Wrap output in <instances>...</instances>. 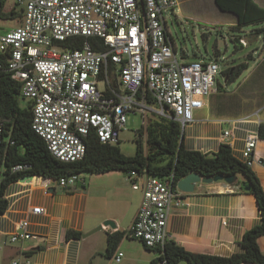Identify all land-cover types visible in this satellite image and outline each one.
Wrapping results in <instances>:
<instances>
[{
	"label": "built area",
	"instance_id": "1",
	"mask_svg": "<svg viewBox=\"0 0 264 264\" xmlns=\"http://www.w3.org/2000/svg\"><path fill=\"white\" fill-rule=\"evenodd\" d=\"M15 4L23 9V18L20 26L0 35V69L19 84L21 97L31 105L32 129L61 162L82 160L85 140L92 134L102 144H118L129 114H141L144 124L148 115L174 120L184 133L216 89L217 62H185L178 57L166 14L175 11L179 0H17ZM90 39H97L100 48H94ZM246 121L230 123L222 134L226 145L233 146L235 130ZM7 122L0 118V194L6 179L29 170L27 164H9L16 141ZM259 139L258 132H248L241 150L248 167H264V150L256 151ZM126 175L143 198L125 237L163 250L169 242L171 211L183 205L174 174ZM32 179L40 180L45 194L84 182L82 174ZM46 214L42 206L28 208L9 242L39 239L30 231V217ZM123 257L117 252L114 261L120 263Z\"/></svg>",
	"mask_w": 264,
	"mask_h": 264
},
{
	"label": "crops",
	"instance_id": "2",
	"mask_svg": "<svg viewBox=\"0 0 264 264\" xmlns=\"http://www.w3.org/2000/svg\"><path fill=\"white\" fill-rule=\"evenodd\" d=\"M263 2L257 3L262 6ZM253 70V77L239 83L235 94L228 96L215 89L206 106L196 111V122L182 138L186 150L213 157L226 145L222 134L231 128L230 123L247 119L240 130H235L236 140L230 146L234 156L243 161L241 150L248 132H258L259 124L264 122V111H260L256 100L263 93L264 61ZM263 150L264 140L259 139L256 151L262 154ZM250 168L264 191V167L254 164ZM34 180L20 179L5 191L8 208L0 214V264L14 260L23 264L159 263L162 249H149L137 239L124 236L115 248L108 247L109 235L125 233L132 227L143 198L140 190H133L125 172L91 174L74 188L55 187L49 194L43 191L40 180ZM243 184L245 178L238 175L233 185L200 182L193 193L182 192L183 205L173 208L168 220L169 241L197 254L231 257L242 253L244 234L261 223L257 200ZM34 206H42L47 212L45 216L30 217V231L39 239L10 243L16 224ZM108 220L115 226H105ZM69 231L80 233L81 238L67 239ZM258 245L264 253V235L258 238ZM117 252L124 254L120 263L114 261Z\"/></svg>",
	"mask_w": 264,
	"mask_h": 264
},
{
	"label": "trees",
	"instance_id": "3",
	"mask_svg": "<svg viewBox=\"0 0 264 264\" xmlns=\"http://www.w3.org/2000/svg\"><path fill=\"white\" fill-rule=\"evenodd\" d=\"M7 1L0 0V20L22 19L23 9H19V5L14 4L11 9L6 10ZM215 4L220 11L236 17L237 29L243 26H255L252 34L264 39V7L255 0H215ZM238 39L242 40V37ZM90 42L94 48H100L97 39H90ZM247 69L248 64H242L224 71L225 83L235 82ZM114 82L117 86L116 80ZM217 84L219 90H222L219 82ZM22 99L19 84L11 79L6 69H0V118L8 121L6 128L12 131V136L16 141V145L10 149L9 164L29 166L27 173L5 180L0 194V214L8 208V201L4 197L6 189L26 175L59 179L72 174H105L113 171L143 173L145 171L148 175L160 177L174 174V185L190 173H198L206 178L242 175L250 187L247 192L255 196L261 213V223L243 236L241 242L243 252L231 257H217L191 253L175 242L169 241L163 250H160L162 255L159 262L165 261L167 264H264V253L258 245V238L264 235V191L251 168L234 156L230 146L222 145L213 157H207L199 151L186 150L182 142L184 133L180 124L171 119L156 118L136 132L137 152L134 156L124 155L117 146L118 144L100 143L96 135L92 134L85 140L84 158L77 162L64 163L51 154L45 141L32 129L31 105L27 103L23 107ZM144 135H146L145 141L143 140ZM258 136L264 140V122L259 124ZM31 179L28 178L23 182ZM124 236L125 233L122 232L109 235L108 247L115 248ZM79 238L81 234L78 232L69 231L67 234V239Z\"/></svg>",
	"mask_w": 264,
	"mask_h": 264
},
{
	"label": "rangeland",
	"instance_id": "4",
	"mask_svg": "<svg viewBox=\"0 0 264 264\" xmlns=\"http://www.w3.org/2000/svg\"><path fill=\"white\" fill-rule=\"evenodd\" d=\"M16 1L8 0L5 6L6 10L11 9ZM256 1L260 2L261 0ZM262 6H264V2ZM166 21L180 61L217 62L220 66L218 82L222 86V92L228 96H232L239 83L244 82L245 78L253 77L250 73L264 61V39L252 34L255 26H243L237 29L236 17L233 14L220 11L215 0H179V6L175 11L166 14ZM21 22L22 19L0 20V35L20 26ZM239 37H242V40H239ZM237 41H240L243 46ZM243 42L246 43V46ZM242 64H248V69L237 81L226 84L223 72ZM262 83L263 93L260 92L256 99L261 106L260 111H264V81ZM100 88L103 86L100 85ZM216 89L218 92V84ZM27 103L25 99H22L23 107ZM156 118L154 115H148L144 124L145 119L141 114L128 115L126 129L120 134V141L117 145L124 155L134 156L136 154V132L142 126L146 127L150 120ZM143 140H146V135L143 136ZM90 175L84 173L82 178L90 177Z\"/></svg>",
	"mask_w": 264,
	"mask_h": 264
},
{
	"label": "water",
	"instance_id": "5",
	"mask_svg": "<svg viewBox=\"0 0 264 264\" xmlns=\"http://www.w3.org/2000/svg\"><path fill=\"white\" fill-rule=\"evenodd\" d=\"M237 42L242 44L240 41H237ZM28 178H32V176L23 177L21 180L23 181V180H26ZM218 181H224L225 183H227L229 185H233L237 182V176H227V177L216 176L214 178H211V177L206 178V177H202L198 173H190L177 183V187L183 193H193L195 190L196 184H198L200 182L212 183V182H218ZM242 186L246 190H250V187L247 184H243ZM104 225L105 226L111 225L112 227L115 226V224L111 220L105 221Z\"/></svg>",
	"mask_w": 264,
	"mask_h": 264
},
{
	"label": "bare ground",
	"instance_id": "6",
	"mask_svg": "<svg viewBox=\"0 0 264 264\" xmlns=\"http://www.w3.org/2000/svg\"><path fill=\"white\" fill-rule=\"evenodd\" d=\"M34 179H31L30 181H28V182H32ZM37 180V179H36ZM35 181V180H34ZM224 190V189H223Z\"/></svg>",
	"mask_w": 264,
	"mask_h": 264
}]
</instances>
